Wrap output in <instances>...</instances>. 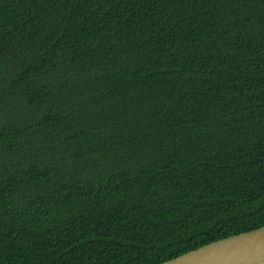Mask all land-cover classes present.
Masks as SVG:
<instances>
[{
    "label": "trees",
    "instance_id": "obj_1",
    "mask_svg": "<svg viewBox=\"0 0 264 264\" xmlns=\"http://www.w3.org/2000/svg\"><path fill=\"white\" fill-rule=\"evenodd\" d=\"M261 227L264 0H0V264Z\"/></svg>",
    "mask_w": 264,
    "mask_h": 264
},
{
    "label": "water",
    "instance_id": "obj_2",
    "mask_svg": "<svg viewBox=\"0 0 264 264\" xmlns=\"http://www.w3.org/2000/svg\"><path fill=\"white\" fill-rule=\"evenodd\" d=\"M162 264H264V227L215 241Z\"/></svg>",
    "mask_w": 264,
    "mask_h": 264
}]
</instances>
